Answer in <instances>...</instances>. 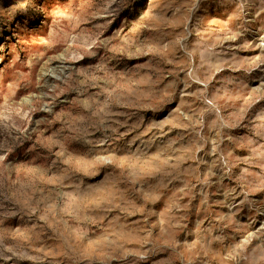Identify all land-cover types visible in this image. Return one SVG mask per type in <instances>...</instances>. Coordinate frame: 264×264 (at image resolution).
<instances>
[{"label": "clouds", "instance_id": "9594fccd", "mask_svg": "<svg viewBox=\"0 0 264 264\" xmlns=\"http://www.w3.org/2000/svg\"><path fill=\"white\" fill-rule=\"evenodd\" d=\"M0 264H264V0H0Z\"/></svg>", "mask_w": 264, "mask_h": 264}]
</instances>
